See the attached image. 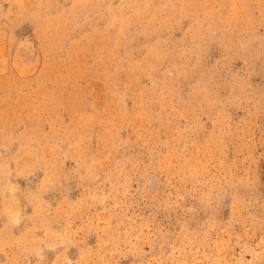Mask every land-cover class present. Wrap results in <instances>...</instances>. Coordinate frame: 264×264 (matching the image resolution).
I'll return each instance as SVG.
<instances>
[{
	"label": "rangeland",
	"instance_id": "374dc122",
	"mask_svg": "<svg viewBox=\"0 0 264 264\" xmlns=\"http://www.w3.org/2000/svg\"><path fill=\"white\" fill-rule=\"evenodd\" d=\"M0 264H264V0H0Z\"/></svg>",
	"mask_w": 264,
	"mask_h": 264
}]
</instances>
